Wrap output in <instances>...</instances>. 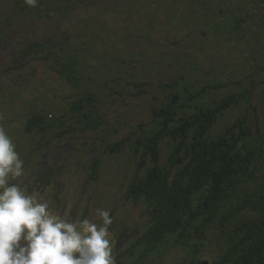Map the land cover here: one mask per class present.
I'll use <instances>...</instances> for the list:
<instances>
[{"label": "rangeland", "instance_id": "rangeland-1", "mask_svg": "<svg viewBox=\"0 0 264 264\" xmlns=\"http://www.w3.org/2000/svg\"><path fill=\"white\" fill-rule=\"evenodd\" d=\"M251 1L75 0L58 9L53 0H38L41 8L28 12L21 10L22 0H0V125L25 161L18 181L25 192L43 197L64 218L99 224L97 210H108L115 259L148 226L147 208L125 195L139 162L135 141L155 130L153 110L165 108L169 95L178 94L179 110L190 113L197 104L212 106L251 91L248 101L220 118L212 136L245 118L264 143V0ZM225 21L230 27L220 29ZM60 40L79 62L76 88L42 54L20 59L30 44L46 49ZM16 63L21 69H14ZM202 91L203 98L194 100ZM86 95L95 100L88 124L70 111ZM34 114L47 124L64 116L63 124L53 136L28 134ZM120 141V153L106 154L108 145ZM262 150L260 176L264 145ZM171 151L164 140L161 164ZM94 159L101 160L97 177L90 171ZM218 234L207 235L202 259L212 261L221 252ZM188 256L181 249L166 250L158 263L181 264Z\"/></svg>", "mask_w": 264, "mask_h": 264}, {"label": "trees", "instance_id": "trees-1", "mask_svg": "<svg viewBox=\"0 0 264 264\" xmlns=\"http://www.w3.org/2000/svg\"><path fill=\"white\" fill-rule=\"evenodd\" d=\"M53 1L58 9L63 7L61 3H75ZM22 5L21 10L29 12L43 4L28 7L22 0ZM230 23L225 21L219 27L229 28ZM66 46L61 40L51 42L46 49L41 44H30L19 56L24 60L42 54V60L53 61L54 70L76 88L81 73L79 62ZM14 69L21 68L16 63ZM250 92L233 93L212 106L188 105L193 109L190 113L179 110L178 94H174L169 95L171 101L165 108L153 110L155 130L135 141L134 153L139 162L125 195L129 202H142L147 208L148 226L123 254L126 259L118 255L115 264H125L129 258L136 259L130 264H159L162 253L177 249L190 256L181 264H264V176L259 175L264 143L253 135L245 118L212 136L220 118L241 101H248ZM203 95L204 91L197 92L193 98L201 100ZM92 99L86 95L72 104L70 111L78 122L91 123ZM62 119L64 116L47 124V118L34 114L26 131L54 135ZM56 134L57 138L62 136ZM164 140L169 141L172 151L161 164ZM123 144L108 145L106 154L120 153ZM146 162L149 168L143 171ZM100 165V159L92 161L93 177L98 176ZM217 232L223 238L221 252L212 261L202 259L207 235Z\"/></svg>", "mask_w": 264, "mask_h": 264}, {"label": "clouds", "instance_id": "clouds-1", "mask_svg": "<svg viewBox=\"0 0 264 264\" xmlns=\"http://www.w3.org/2000/svg\"><path fill=\"white\" fill-rule=\"evenodd\" d=\"M24 3L36 7L38 0ZM24 165L0 125V264H115L110 212L97 210L99 224L54 214L48 201L18 183Z\"/></svg>", "mask_w": 264, "mask_h": 264}]
</instances>
